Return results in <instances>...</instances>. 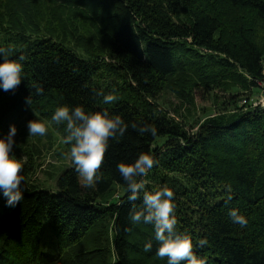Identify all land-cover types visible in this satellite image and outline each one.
Listing matches in <instances>:
<instances>
[{"label":"trees","instance_id":"16d2710c","mask_svg":"<svg viewBox=\"0 0 264 264\" xmlns=\"http://www.w3.org/2000/svg\"><path fill=\"white\" fill-rule=\"evenodd\" d=\"M10 1L0 0V10L19 11L13 1L3 7ZM48 2L79 6L97 23L106 21L107 55L83 57L69 45L15 30L21 20L14 27L1 23L0 62L5 53L25 59L19 61L23 72L15 93L0 87V138L31 110L53 127L70 153L71 144L63 142L66 123L51 120L64 105L86 112L107 109L128 128L123 137L109 139L93 186L79 184L71 162L54 190L23 178V199L15 207L7 205L0 189V264H167L156 254L154 226L132 222L133 212L143 207L142 193L129 201L118 170L119 163H132L142 152L156 163L139 179L147 191L163 186L173 191L176 231L191 235L199 258L206 264H264V107L252 106L249 98L264 78V0ZM185 48L203 60L190 64L194 81L185 88L188 97L184 87L179 96L192 103L197 89L219 90L226 97L210 96L219 111L194 122L155 100L172 82ZM34 85L43 93L37 95ZM107 94L116 101L105 104ZM133 123L152 125L157 135H141ZM233 208L246 218L245 227L233 223ZM200 240L207 244L199 247Z\"/></svg>","mask_w":264,"mask_h":264},{"label":"clouds","instance_id":"9594fccd","mask_svg":"<svg viewBox=\"0 0 264 264\" xmlns=\"http://www.w3.org/2000/svg\"><path fill=\"white\" fill-rule=\"evenodd\" d=\"M4 49H0L3 53ZM20 56L18 60L5 57L0 62V87L5 92L15 93L21 83L23 65L19 62L24 60ZM36 94L43 93V87L34 85ZM114 94H107L103 97L105 104L116 101ZM26 103L31 105V95L26 98ZM35 115V114H34ZM51 120L56 124L66 123L65 144H71L70 159L76 171L83 178L85 187L93 186L100 177L97 175L101 168L110 138L123 137L128 125L119 116H110L107 109L96 112H86L82 106L70 108L69 106L57 107ZM141 135H157V129L152 125L139 126L136 123L131 125ZM29 136H44L48 131V122L40 118L30 120L27 124ZM17 133L15 125L10 126L6 138H0V189L7 198V205L15 207L22 199L21 183L23 176V163L17 158L12 150L15 143L14 137ZM156 161L149 153L142 152L132 163L121 162L118 170L127 184L130 193L129 201L141 199L143 207L135 210L131 215L133 223L151 224L155 229V239L159 242L157 256L161 259L167 258V264H206L205 260L199 258L193 251L192 237L188 233L176 231L177 219L174 215L175 204L174 193L167 187H157L152 191L145 190L146 181L139 179L146 177ZM231 200V197H228ZM135 207V206H134ZM229 215L233 223L245 227L246 218L237 209H230ZM207 244L206 240L199 241V247ZM151 242L145 245V251L151 250Z\"/></svg>","mask_w":264,"mask_h":264},{"label":"rangeland","instance_id":"374dc122","mask_svg":"<svg viewBox=\"0 0 264 264\" xmlns=\"http://www.w3.org/2000/svg\"><path fill=\"white\" fill-rule=\"evenodd\" d=\"M12 1L19 11L15 8H10V11L7 10L8 6L6 5L12 4ZM25 1H29L30 4H19ZM22 5L25 6L21 10ZM4 6L6 9L0 10V24L6 23L9 27H14L21 20L22 26L18 24L15 26V30L21 28L20 30L24 34L46 36V38H51L63 45H69L83 57L97 58L107 55L111 31L106 21L97 23V19L92 16L88 9L87 11L79 6L65 7L49 3L48 0H11L3 4ZM98 18L100 19V17ZM191 53L193 56L190 55ZM185 55L186 57L174 66L175 72L169 77L172 82L170 81L169 86L165 87L155 100L158 102V107L168 110L169 113H172L171 110L173 109L171 108H174L178 117L183 118L185 116L194 122L198 118L202 119L206 115L215 114L219 111L215 106L216 102L209 99L210 96L212 97L213 94L217 93L220 98L226 97H223L219 90L201 93L205 90L198 91L197 89L194 90L192 103L187 101L188 98L183 100L179 96L177 91L180 90V87H184L185 90L194 81L190 64L198 66L203 60L202 57H199V53L187 51L186 48ZM183 76L184 80L187 81L186 83L182 82ZM188 93L189 90H185L184 94L187 97ZM256 96H258L257 93L254 96H249L252 99V106L255 102L253 97ZM34 114L33 111L29 110L18 123L12 152L23 163L21 175L26 183L54 190L56 179L71 164L70 153L67 147L63 145L61 136L49 123L46 135L29 136L28 122L35 118L45 120ZM78 182L81 186L84 185L81 176H79ZM44 238L51 241L46 233L43 234ZM53 253V250L49 252L50 255Z\"/></svg>","mask_w":264,"mask_h":264},{"label":"built area","instance_id":"2783aa9c","mask_svg":"<svg viewBox=\"0 0 264 264\" xmlns=\"http://www.w3.org/2000/svg\"><path fill=\"white\" fill-rule=\"evenodd\" d=\"M257 86H258L257 88L258 96L253 97V99H255L254 100L255 102L253 104L254 106L263 108L264 107V78L257 83Z\"/></svg>","mask_w":264,"mask_h":264},{"label":"crops","instance_id":"0c3cea01","mask_svg":"<svg viewBox=\"0 0 264 264\" xmlns=\"http://www.w3.org/2000/svg\"><path fill=\"white\" fill-rule=\"evenodd\" d=\"M256 94V93H255Z\"/></svg>","mask_w":264,"mask_h":264}]
</instances>
